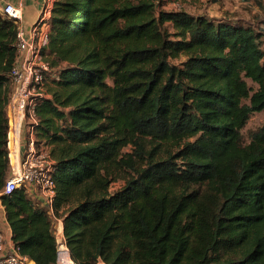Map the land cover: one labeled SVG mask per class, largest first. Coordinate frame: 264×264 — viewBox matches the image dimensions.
Masks as SVG:
<instances>
[{"label": "trees", "instance_id": "trees-1", "mask_svg": "<svg viewBox=\"0 0 264 264\" xmlns=\"http://www.w3.org/2000/svg\"><path fill=\"white\" fill-rule=\"evenodd\" d=\"M157 1H55L34 131L55 159L52 209L2 192L18 23L0 13V195L34 264H57L51 216L71 264H264V124L242 140L264 111L259 33ZM116 169L130 171L111 192Z\"/></svg>", "mask_w": 264, "mask_h": 264}, {"label": "built area", "instance_id": "built-area-1", "mask_svg": "<svg viewBox=\"0 0 264 264\" xmlns=\"http://www.w3.org/2000/svg\"><path fill=\"white\" fill-rule=\"evenodd\" d=\"M18 1L14 3L7 0L0 3V13L18 23V56L15 66L9 73L12 87L7 104L10 170L2 192L9 194L16 188L25 186L32 195L42 199L52 209L56 193L53 175L55 159L48 147L37 144L34 131L37 123L35 96L44 94L47 74L51 71L44 49L49 42L52 5L55 0L45 4L39 18L31 25L29 34L20 25L24 0ZM2 209L3 205H0V212ZM59 233L60 228L56 231L59 248L57 264H61L64 257L71 258L64 233L62 240L58 238ZM27 261V256L19 253L14 242L9 241L0 228V264H27ZM102 263L103 261H99L97 264Z\"/></svg>", "mask_w": 264, "mask_h": 264}, {"label": "rangeland", "instance_id": "rangeland-1", "mask_svg": "<svg viewBox=\"0 0 264 264\" xmlns=\"http://www.w3.org/2000/svg\"><path fill=\"white\" fill-rule=\"evenodd\" d=\"M157 9L179 10L185 9L195 15L206 14L214 18H223L226 20L238 21L251 25L259 33V41L261 47L264 49V0H158ZM29 16V15H28ZM171 30L169 23L166 24ZM249 85L253 88L257 84L247 79ZM264 124V111L252 113L246 126L242 129V140L244 143L249 142L250 133L257 130ZM26 143V133L24 131V144ZM41 147H48L51 145L40 142ZM131 147H127L125 151H131ZM130 170H115L113 173V181L109 186L111 192L120 188L129 174ZM53 228L55 232L63 225L62 218H54L51 216ZM61 233V231H60ZM58 235L59 240L62 237ZM29 259V257H27ZM65 258V257H64ZM32 260V259H31ZM64 262V260H63ZM70 263V262H69ZM67 264V263H66Z\"/></svg>", "mask_w": 264, "mask_h": 264}, {"label": "crops", "instance_id": "crops-1", "mask_svg": "<svg viewBox=\"0 0 264 264\" xmlns=\"http://www.w3.org/2000/svg\"><path fill=\"white\" fill-rule=\"evenodd\" d=\"M7 0H0V3L5 2ZM14 3H18V0H10ZM56 1V0H55ZM52 7H54V3ZM50 2V0H24L23 1V18L20 22V25L25 29L27 34H29V29L31 25L39 18L42 9L44 8L45 4ZM29 15V16H28ZM36 199H39L35 196ZM0 205H3L0 195ZM5 207L3 205V209L0 212V228L5 232L7 239L13 241L11 238V227L7 220H5ZM62 227V226H61ZM102 264H107L103 262Z\"/></svg>", "mask_w": 264, "mask_h": 264}, {"label": "bare ground", "instance_id": "bare-ground-1", "mask_svg": "<svg viewBox=\"0 0 264 264\" xmlns=\"http://www.w3.org/2000/svg\"><path fill=\"white\" fill-rule=\"evenodd\" d=\"M61 227V226H60ZM62 227H63V225H62ZM60 236L62 237V239H63V231L60 233ZM71 263V258H69V257H66V263L67 264H70ZM27 264H34L30 259H28V261H27ZM61 264H64L63 263V260H62V263Z\"/></svg>", "mask_w": 264, "mask_h": 264}]
</instances>
